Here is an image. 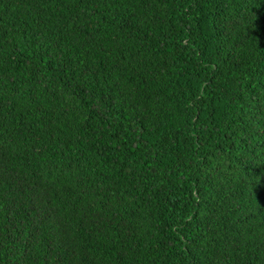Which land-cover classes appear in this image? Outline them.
Here are the masks:
<instances>
[{"label":"trees","instance_id":"1","mask_svg":"<svg viewBox=\"0 0 264 264\" xmlns=\"http://www.w3.org/2000/svg\"><path fill=\"white\" fill-rule=\"evenodd\" d=\"M0 264H264V0H0Z\"/></svg>","mask_w":264,"mask_h":264}]
</instances>
